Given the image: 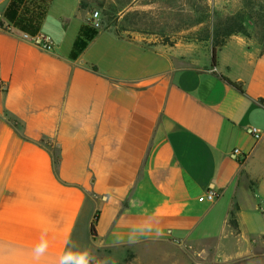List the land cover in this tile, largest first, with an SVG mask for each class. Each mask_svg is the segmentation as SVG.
I'll return each mask as SVG.
<instances>
[{
	"label": "crops",
	"instance_id": "crops-1",
	"mask_svg": "<svg viewBox=\"0 0 264 264\" xmlns=\"http://www.w3.org/2000/svg\"><path fill=\"white\" fill-rule=\"evenodd\" d=\"M82 2L0 0V264H59L81 237L108 264L164 241L264 264V54L232 35L212 65L206 43L95 28Z\"/></svg>",
	"mask_w": 264,
	"mask_h": 264
},
{
	"label": "rangeland",
	"instance_id": "rangeland-1",
	"mask_svg": "<svg viewBox=\"0 0 264 264\" xmlns=\"http://www.w3.org/2000/svg\"><path fill=\"white\" fill-rule=\"evenodd\" d=\"M87 11L98 12L99 29L124 37L158 40L165 44L198 42L213 45L215 31L233 15L241 16L243 33L264 54V0H83ZM209 35V40L197 38ZM238 35V34H235ZM218 41L220 37L218 35ZM70 264H83L79 251L89 252L91 240L80 238ZM94 264L105 263L92 255ZM84 259H87L85 257ZM123 264H219L214 243L149 242L133 251ZM230 264H245L241 260Z\"/></svg>",
	"mask_w": 264,
	"mask_h": 264
},
{
	"label": "trees",
	"instance_id": "trees-1",
	"mask_svg": "<svg viewBox=\"0 0 264 264\" xmlns=\"http://www.w3.org/2000/svg\"><path fill=\"white\" fill-rule=\"evenodd\" d=\"M81 6L83 8H86V6L83 4V2H82ZM241 33H243V26L241 25V16L240 15H238V14L233 15L231 17L226 18L223 21V24L219 27V29L217 31H215L214 40L216 39L215 40L216 42L212 45V65L215 64V56H216L217 49H219L229 37H231L232 35L241 34ZM218 35L220 37V41H218V39H217ZM197 39L199 41H206L209 39L213 40V38H210L209 35L201 36ZM223 80L226 83H228L231 87L238 90L240 93H243V89L241 88L240 84L231 82L230 80H228L226 78H223ZM52 160H53V168H54V171L56 174L57 166L59 163V155L57 153L53 152L52 153ZM90 233H91V236L95 235L94 234L95 233L94 223H91V225H90Z\"/></svg>",
	"mask_w": 264,
	"mask_h": 264
},
{
	"label": "built area",
	"instance_id": "built-area-1",
	"mask_svg": "<svg viewBox=\"0 0 264 264\" xmlns=\"http://www.w3.org/2000/svg\"><path fill=\"white\" fill-rule=\"evenodd\" d=\"M89 22L95 28L100 27V23L98 22V12L97 11H94L92 14H90ZM33 42H34V44H36L37 46L41 47L44 50H50L52 47L51 42L46 38H44L42 40L39 39L38 41H36L34 39ZM0 87L2 90H6V88H7L6 84H4V83H0ZM252 133H253V136L256 140H258L260 138V135L255 130H252ZM233 155L234 156H242L241 152L238 149L233 150ZM205 199L208 202H214L217 199V194L213 191H208L205 195Z\"/></svg>",
	"mask_w": 264,
	"mask_h": 264
},
{
	"label": "clouds",
	"instance_id": "clouds-1",
	"mask_svg": "<svg viewBox=\"0 0 264 264\" xmlns=\"http://www.w3.org/2000/svg\"><path fill=\"white\" fill-rule=\"evenodd\" d=\"M47 247L46 242H44L41 245V250L45 249ZM72 255H76V253L73 252H66L59 260V264H66V261L70 259ZM79 256L83 264H94L95 258L92 257L87 250L79 251ZM87 257V259H84Z\"/></svg>",
	"mask_w": 264,
	"mask_h": 264
}]
</instances>
